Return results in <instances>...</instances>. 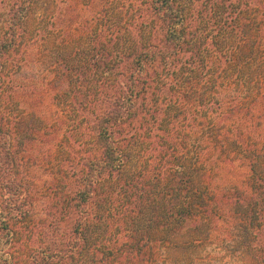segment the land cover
<instances>
[{
	"label": "trees",
	"instance_id": "obj_1",
	"mask_svg": "<svg viewBox=\"0 0 264 264\" xmlns=\"http://www.w3.org/2000/svg\"><path fill=\"white\" fill-rule=\"evenodd\" d=\"M34 1L13 2L0 29V264H20L34 191L16 147L34 121L32 139L64 131L49 194L69 204L60 217L50 207L57 226L38 229L33 264H157L200 249L226 216L248 264H264V0H86L88 14L59 0L43 92L55 121L49 106L28 117L12 80ZM227 168L237 178L218 182ZM68 215L70 238L56 241Z\"/></svg>",
	"mask_w": 264,
	"mask_h": 264
},
{
	"label": "rangeland",
	"instance_id": "obj_2",
	"mask_svg": "<svg viewBox=\"0 0 264 264\" xmlns=\"http://www.w3.org/2000/svg\"><path fill=\"white\" fill-rule=\"evenodd\" d=\"M16 0H0V29L4 26V21L6 18V13L10 9V6ZM79 5V13L83 12L88 14L89 9H84L88 6L86 0H77ZM33 9L28 17L27 23H25V28L27 30V42L26 51L21 63V67L12 77L15 79L16 84H22L25 86L24 91H19L18 102H20V107H24L26 114L30 113L37 114L40 117L43 114L46 106H49L47 111L51 112L49 115L50 119H55L53 113H56L57 109L53 106V94H47V100L43 101V92L46 89L49 93L50 79L53 78V74L49 71L51 67V62L55 59L57 54H52L51 49H53V31L57 27V30H61L60 19L61 15L68 11V2H63L59 0H53L49 3L48 0H35ZM44 31V32H43ZM44 35V36H43ZM55 36L58 35L57 32L54 33ZM44 37V41H43ZM56 43V41L54 42ZM51 107V109H49ZM33 120V117H31ZM55 121V120H54ZM40 126L37 121L25 123V131L27 134L26 139L22 140L16 149L20 152L25 150L26 159L25 170L23 172L27 173V185L28 188H32L34 191V198L30 204L27 219L22 222L21 228L23 229V237L21 240V245H14V255L19 258L20 264H33L30 255H36L39 248H43V232L38 230L43 223L51 224L53 226L57 222L55 219L47 218V214L51 208H54V217H60V208L63 205V210H68L69 203H63V199L60 198L59 201H54L49 194V186L53 184L51 178V171L54 167L56 160L61 159V154L57 152L59 149V144L62 141L64 131L59 127L52 136H41L38 135L37 139H32L34 136L31 133L33 127ZM58 126V124L56 125ZM18 131L21 132L19 128ZM46 131V130H45ZM44 131V133H45ZM28 132V133H27ZM22 133V132H21ZM38 140V141H37ZM254 143L258 147H262L264 152V141L261 139L254 138ZM56 159V160H55ZM58 161V160H57ZM231 169L227 168L218 176V182L223 183V180L232 181L237 176ZM19 175L23 176L21 172V166H17V171ZM9 180H5V184ZM7 189H0V203L5 201V198L9 196L7 194ZM61 201V202H60ZM226 211L231 213L229 209ZM69 215L66 217L64 224L62 225V230L59 232L60 239L57 237H50L47 241H66L70 238V231L72 229V222L69 219ZM230 218H226L220 221L213 231L209 232L207 241L200 249L192 248L188 252L175 251L170 252L166 258H159L160 255L156 254L158 259L157 264H248L250 262V257L247 254L241 253L240 249V229L236 228L237 222H229ZM235 220L237 218L235 217ZM227 221V222H226ZM238 221V220H237ZM36 227L39 234L35 238L36 241L31 245L32 234L30 230ZM16 225L14 226V228ZM16 229V228H15ZM212 229V228H211ZM65 232L64 236L62 235ZM62 235V237H61ZM49 237V235H48ZM235 241V243L233 242ZM47 243V242H46ZM159 252V251H158ZM42 263V260L39 259ZM40 263V264H41ZM153 264H155L153 262Z\"/></svg>",
	"mask_w": 264,
	"mask_h": 264
}]
</instances>
